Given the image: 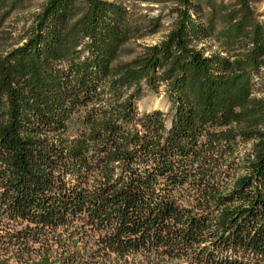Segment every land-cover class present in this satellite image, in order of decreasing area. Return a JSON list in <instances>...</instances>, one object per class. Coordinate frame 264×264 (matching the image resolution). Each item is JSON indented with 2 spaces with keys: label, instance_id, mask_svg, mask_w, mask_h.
<instances>
[{
  "label": "trees",
  "instance_id": "1",
  "mask_svg": "<svg viewBox=\"0 0 264 264\" xmlns=\"http://www.w3.org/2000/svg\"><path fill=\"white\" fill-rule=\"evenodd\" d=\"M135 1L175 17L156 44L162 15L109 0H43L0 44V264H264V22Z\"/></svg>",
  "mask_w": 264,
  "mask_h": 264
},
{
  "label": "rangeland",
  "instance_id": "2",
  "mask_svg": "<svg viewBox=\"0 0 264 264\" xmlns=\"http://www.w3.org/2000/svg\"><path fill=\"white\" fill-rule=\"evenodd\" d=\"M43 0H32L25 3L20 9L13 11L9 17L4 21H1L0 28V44L5 46L7 44L13 43L19 34H21L23 27L28 24L29 17L32 12L40 5ZM118 3L125 4L127 6L133 7L136 11L142 14H148L150 16H159L162 15V22L164 24L161 31L158 33L146 37L145 39L139 40L138 42L144 44H156L167 32V29L172 24L173 15L167 14L169 5L166 3H154L152 1L148 2H138L135 0H109ZM229 1V0H226ZM251 4L258 14L260 20L264 22V0H251ZM209 46V43H206ZM131 48H137L136 44H132ZM216 49V47H214ZM210 54V52H209ZM139 111L141 113L150 112L153 110H163L168 112L170 110L171 104L164 92H153L148 91L144 97L138 102ZM163 264H191L187 260H166Z\"/></svg>",
  "mask_w": 264,
  "mask_h": 264
}]
</instances>
